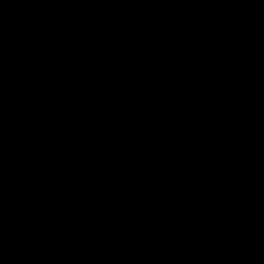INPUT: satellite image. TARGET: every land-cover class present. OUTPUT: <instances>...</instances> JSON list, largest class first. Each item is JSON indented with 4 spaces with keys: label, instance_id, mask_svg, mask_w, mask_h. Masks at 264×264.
<instances>
[{
    "label": "crops",
    "instance_id": "obj_1",
    "mask_svg": "<svg viewBox=\"0 0 264 264\" xmlns=\"http://www.w3.org/2000/svg\"><path fill=\"white\" fill-rule=\"evenodd\" d=\"M117 1L118 7L94 27L102 51L127 38L135 12L134 0ZM134 48L142 79L102 128L76 138L71 162L104 229L126 249L139 245L155 251L178 237L185 223L179 199L212 166L220 110L229 112L242 102L264 117V42L240 38L229 21L202 28L176 6L158 14ZM231 61L236 64L228 68ZM163 104L168 116L161 112ZM135 105L141 109L133 110ZM149 108L157 113L161 133L145 143L140 128ZM125 110L131 112L121 115ZM175 156L181 158V171ZM238 162L252 207L264 213V149L240 154ZM236 250L241 259H264V214L247 219Z\"/></svg>",
    "mask_w": 264,
    "mask_h": 264
},
{
    "label": "water",
    "instance_id": "obj_2",
    "mask_svg": "<svg viewBox=\"0 0 264 264\" xmlns=\"http://www.w3.org/2000/svg\"><path fill=\"white\" fill-rule=\"evenodd\" d=\"M43 2L57 22L51 60L0 68V264H135L60 170L64 118L44 89L63 74L66 24L54 0ZM186 224L183 264H236L224 213L198 206Z\"/></svg>",
    "mask_w": 264,
    "mask_h": 264
},
{
    "label": "trees",
    "instance_id": "obj_3",
    "mask_svg": "<svg viewBox=\"0 0 264 264\" xmlns=\"http://www.w3.org/2000/svg\"><path fill=\"white\" fill-rule=\"evenodd\" d=\"M134 2L135 12L128 27L127 38L107 51L99 48L94 36V26L118 7V1L91 0L87 6L88 18L85 27L92 51L100 59L112 64L115 86L107 95L97 98L92 105L75 116L81 114L98 116L117 112L121 108L122 98L128 95L143 77L134 44L142 38L148 25L156 20L158 14L172 7L180 6L186 13L193 15L202 28L229 21L240 38H249L255 31L264 37V0H134ZM7 6L1 5L0 2V68L14 58L17 45L14 34L17 19H13ZM141 125L140 130L145 143L161 133L160 121L154 108L146 110ZM218 127L220 141L210 170L187 189L178 202L184 216L185 223L182 227L185 231L189 217L198 206H202L198 191L196 192L199 186L206 188L207 192H212L213 187L221 192V207L216 210L224 213L227 220L233 218L239 211L252 207V198L239 166L238 155L256 154L264 149V117L260 110L247 111L242 102H236L231 111L220 110ZM76 138L70 141L68 149L70 157L74 153ZM175 163L178 171H181L182 161L179 156L175 158ZM90 207L97 212L95 207L91 205ZM246 221L247 217L243 215L235 223L240 237Z\"/></svg>",
    "mask_w": 264,
    "mask_h": 264
},
{
    "label": "rangeland",
    "instance_id": "obj_4",
    "mask_svg": "<svg viewBox=\"0 0 264 264\" xmlns=\"http://www.w3.org/2000/svg\"><path fill=\"white\" fill-rule=\"evenodd\" d=\"M54 1L66 24L63 43L64 71L60 78L45 88V92L55 97L61 115L69 118L112 90L115 86L114 71L111 63L100 59L92 51L88 39L85 23L88 18L87 6L91 0ZM0 2L1 5H8L9 13L13 19H17L14 58L41 63L50 61L57 22L44 12L43 0ZM46 11H49L48 5ZM243 160L244 158H240V162ZM211 190L212 192H207L201 186L196 188L202 201L200 204L218 209L221 207L222 194L214 187Z\"/></svg>",
    "mask_w": 264,
    "mask_h": 264
},
{
    "label": "built area",
    "instance_id": "obj_5",
    "mask_svg": "<svg viewBox=\"0 0 264 264\" xmlns=\"http://www.w3.org/2000/svg\"><path fill=\"white\" fill-rule=\"evenodd\" d=\"M250 43H258L262 46L264 42V37L255 33L246 38ZM261 65H264V54L261 58ZM236 64L235 61H231L228 63V68H233ZM254 85H258V82H253ZM161 103V102H159ZM136 110V109H133ZM131 111L125 110L121 113V115L126 116ZM161 112L164 116H168L170 111L169 108L163 104L161 107ZM112 118L111 114H102L98 116H90V115H77L74 117H69L64 119L62 131L58 138V151H59V165L62 174L76 183L78 187L81 189L82 193L85 196L86 202L88 205L94 207V204L91 199V195L87 191V186L82 177H80L75 169L74 165L71 162V157L68 154V149L70 145V141L79 137L82 133H84L89 128H97L100 129L104 126V124ZM149 154V153H147ZM80 158L76 156L75 161H79ZM128 184L133 185L134 180L128 182ZM89 205V206H90ZM96 209V208H95ZM260 210H256L253 207L245 208L239 211L233 218L226 221L227 225V247L228 252L231 256V259L237 264H264V259H241L237 254V246L240 241L239 231L235 227V223L239 221L242 215H247L248 217L258 218L261 216ZM100 223V219H99ZM101 227L104 229L103 225L100 223ZM107 231L106 229H104ZM108 232V231H107ZM109 233V232H108ZM110 234V233H109ZM114 236V235H112ZM115 237V236H114ZM117 238V237H116ZM185 249V229L181 228L178 237L170 241V245L165 249H159L155 251L145 252L139 246H135L132 249H126L122 244L119 246V253L121 257L125 259L134 258L135 264H183V256Z\"/></svg>",
    "mask_w": 264,
    "mask_h": 264
},
{
    "label": "bare ground",
    "instance_id": "obj_6",
    "mask_svg": "<svg viewBox=\"0 0 264 264\" xmlns=\"http://www.w3.org/2000/svg\"><path fill=\"white\" fill-rule=\"evenodd\" d=\"M132 109H141V107L139 106V105H135ZM59 138V137H58ZM58 154H59V151H58ZM60 166V165H59ZM243 216V215H242ZM246 217H247V219L248 218H252V217H248L247 215H246ZM98 219H99V217H98ZM226 221H227V219H226ZM226 228H227V225H226ZM111 235V234H110ZM115 238V241H116V245H117V249H118V252H119V246H120V244H121V242H120V240L118 239V238H116V237H114ZM170 245V242H169V244L165 247V248H167L168 246ZM136 246H139V245H136ZM140 247V246H139ZM165 248H162V249H165ZM184 251H185V249H184ZM145 252H148V251H145ZM119 255H120V253H119ZM121 256V255H120ZM239 257V256H238ZM123 258V257H122ZM183 258H184V256H183ZM240 258V257H239ZM125 259V258H124ZM248 259H253V258H248ZM237 264V263H236Z\"/></svg>",
    "mask_w": 264,
    "mask_h": 264
}]
</instances>
